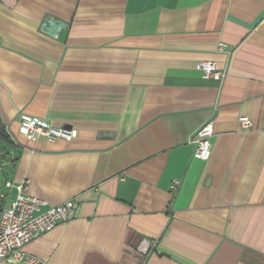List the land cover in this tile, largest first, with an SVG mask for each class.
I'll return each instance as SVG.
<instances>
[{"label": "crops", "instance_id": "crops-1", "mask_svg": "<svg viewBox=\"0 0 264 264\" xmlns=\"http://www.w3.org/2000/svg\"><path fill=\"white\" fill-rule=\"evenodd\" d=\"M263 109L264 0H0V209L25 180L79 204L39 264H264ZM21 113L78 135L30 140Z\"/></svg>", "mask_w": 264, "mask_h": 264}, {"label": "built area", "instance_id": "built-area-1", "mask_svg": "<svg viewBox=\"0 0 264 264\" xmlns=\"http://www.w3.org/2000/svg\"><path fill=\"white\" fill-rule=\"evenodd\" d=\"M219 49L226 50L227 45L220 43ZM199 68L204 78L223 79L226 72L219 70L215 62L201 61ZM264 119V109H263ZM241 126L250 129L251 119L243 115L239 118ZM20 135L37 140L46 138L49 140L62 139L70 141L78 135L76 128L49 123L37 116L21 113L19 116ZM214 133L212 122L200 127L191 139L195 146L194 156L198 159L208 160L211 155V136ZM181 184L179 179H174L170 189L176 192ZM29 180L22 181L17 186V193L12 203L5 207L0 216V262L14 260L28 264H39L40 260L28 254L25 247L32 240L53 230L60 223L73 219L79 210V204L74 199L42 209L45 204L38 197L28 192ZM142 250L147 251L143 246Z\"/></svg>", "mask_w": 264, "mask_h": 264}, {"label": "trees", "instance_id": "trees-1", "mask_svg": "<svg viewBox=\"0 0 264 264\" xmlns=\"http://www.w3.org/2000/svg\"><path fill=\"white\" fill-rule=\"evenodd\" d=\"M3 145H11V141L9 140L5 125L0 121V148L3 147ZM3 209L4 208L0 209V216Z\"/></svg>", "mask_w": 264, "mask_h": 264}]
</instances>
